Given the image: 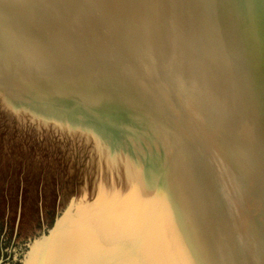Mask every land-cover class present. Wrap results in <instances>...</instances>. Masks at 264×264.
<instances>
[{
    "label": "rangeland",
    "instance_id": "rangeland-1",
    "mask_svg": "<svg viewBox=\"0 0 264 264\" xmlns=\"http://www.w3.org/2000/svg\"><path fill=\"white\" fill-rule=\"evenodd\" d=\"M71 205L159 264H264V0H0V264Z\"/></svg>",
    "mask_w": 264,
    "mask_h": 264
},
{
    "label": "water",
    "instance_id": "water-1",
    "mask_svg": "<svg viewBox=\"0 0 264 264\" xmlns=\"http://www.w3.org/2000/svg\"><path fill=\"white\" fill-rule=\"evenodd\" d=\"M23 264H159L105 218L71 205Z\"/></svg>",
    "mask_w": 264,
    "mask_h": 264
},
{
    "label": "bare ground",
    "instance_id": "bare-ground-1",
    "mask_svg": "<svg viewBox=\"0 0 264 264\" xmlns=\"http://www.w3.org/2000/svg\"><path fill=\"white\" fill-rule=\"evenodd\" d=\"M58 2H59V1H58ZM180 15H181V14H180ZM176 23H177V21H176ZM173 24H174V22H173ZM63 26H64V25H63ZM172 26H176V25H172ZM176 27H177V26H176ZM173 29H175V28H173ZM171 31H172V30H171ZM177 31H178V30H177ZM173 32H176V31H173ZM170 33H171V32H170ZM176 33H177V32H176ZM176 33H175V35H176ZM173 34H174V33H173ZM177 34H178V33H177ZM179 34H180V33H179ZM170 36H171V35H170ZM175 37H177V36H175ZM179 38H180V37H178L177 39H179ZM59 39H60V38H59ZM172 39H173V37H172ZM172 39H171V40H172ZM175 40H176V39H175ZM179 41H180V40H179ZM181 42H182V41H181ZM194 52H195V51H194ZM192 57H194L193 54H192ZM196 62H198V61H196ZM201 76H203V75H201ZM191 77H192V76H191ZM191 77H190V78H191ZM189 80H190V79H189ZM189 80H188V82H189ZM201 80H202V79H201ZM202 81H203V80H202ZM204 82H205V79H204ZM204 82H203V83L200 82V83L203 85ZM189 83H191V82H189ZM195 84H196V83H195ZM201 84H200V85H201ZM200 85H199V86H200ZM188 86H189V85H188ZM191 86H193V85L191 84ZM199 86H198V87H199ZM195 87H196V85H195ZM202 87H204V86H202ZM205 87H206V84H205ZM191 88H192V87H191ZM194 89H195V88H194ZM196 89H197V88H196ZM204 89H205V88H204ZM191 90H192V89H191ZM188 91H189V90H188ZM193 91H194V90H193ZM193 91H192V92H193ZM199 91H200V89H198V93H199ZM189 92H190V95H191L192 92H191V91H189ZM195 92H196V90H195ZM193 93H194V92H193ZM198 93H197V95H198ZM199 94H200V93H199ZM201 94H202V93H201ZM192 95H195V94H192ZM188 96H189V95H188ZM200 96H202V95H199V97H200ZM199 97H198V98H199ZM195 98L198 99L197 96H196ZM200 98H201V97H200ZM192 99H194L193 96H192ZM194 101L196 102V100H194ZM199 101H200V100H199ZM208 101H209V100H208ZM206 103H208V102H206ZM206 103H205V105L207 106L208 104H206ZM197 104H198V103H197ZM209 104H210V103H209ZM200 105H201V104H200ZM202 105H203V103H202ZM199 107H200V106H199ZM202 107H205V106H202ZM202 107H201V108H202ZM205 108H206V107H205ZM205 108H204V111H205ZM208 108H209V105H208ZM208 108H207V109H208ZM202 109H203V108H202ZM209 109H210V108H209ZM211 109H212V108H211ZM202 111H203V110H202ZM204 111H203V112H204ZM217 111H218V110H217ZM204 113H205V112H204ZM206 113H208V112L206 111ZM240 147H241V146H240ZM241 148H242V147H241ZM241 148H240V149H241ZM241 150H242V149H241ZM242 153H244V152H242ZM238 159H239V158H238ZM236 161H237V158H236ZM236 161H235V162H236ZM235 162H233V163H235ZM241 162H242V161H241ZM243 162H244V161H243ZM235 164H236V163H235ZM235 164H234V165H235ZM237 164H239V163H237ZM242 164H243V163H242ZM242 164H241V166H242V168H243V165H244L245 163H244L243 165H242ZM238 166H240V164H239ZM241 166H240V167H241ZM244 166H245V165H244ZM235 167H236V166H235ZM237 168H238V167H237ZM234 170H235V169H234ZM238 172H239V171H238ZM234 173H237V172L234 171ZM241 173H242V172H241ZM248 173H249V172H248ZM239 174H240V173H237V175H238V177H239V179H240V175H239ZM234 175H235V174H234ZM245 175H246V174H245ZM235 177L238 178L236 175H235ZM240 181H241V180H240ZM250 183H251V182H250ZM250 183H249V184H250ZM251 186H252V185H251ZM251 189H252V188H251ZM193 215H194V213H193ZM193 215H192V216H193ZM195 216H196V215H194V217H195ZM194 217H193V218H194ZM249 225H250V224H249ZM254 226L257 227L258 224H257V225L254 224ZM250 228H251V226H250ZM257 230H258V229H257ZM36 245H37V244H36ZM36 245H35V246H36ZM35 246H34V247H35ZM254 249H255V253H256V249H257V247L254 248ZM247 250H248V249H247ZM245 251H246V245H245ZM251 252H252V251H251ZM252 253H253V252H252ZM252 253H251V255H252ZM255 253H253L254 256H255ZM28 256H29V255H27V256L25 257L23 263L25 262V260L27 259ZM246 257H247V255H246ZM248 257H249V256H248ZM252 257H253V255H252ZM249 258H250V257H249ZM249 260H250V259H249ZM251 260H252V259H251ZM250 262H251V261H250ZM254 262H255V260H254ZM23 263H22V264H23ZM253 264H254V263H253Z\"/></svg>",
    "mask_w": 264,
    "mask_h": 264
}]
</instances>
